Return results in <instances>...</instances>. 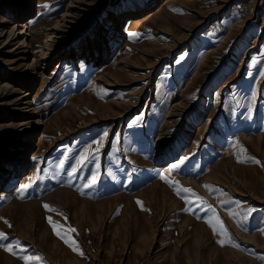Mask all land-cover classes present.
Returning <instances> with one entry per match:
<instances>
[{
  "label": "rangeland",
  "instance_id": "obj_1",
  "mask_svg": "<svg viewBox=\"0 0 264 264\" xmlns=\"http://www.w3.org/2000/svg\"><path fill=\"white\" fill-rule=\"evenodd\" d=\"M182 1L161 22L125 21L97 71L87 55L38 66L42 135L2 121L0 105L3 167L41 143L23 175L32 186L0 202V243L17 253L0 247V264H264V0ZM35 3L32 30L46 36L70 0ZM3 16L10 30L16 13ZM16 45L0 41V87L30 82L8 69ZM85 151L94 158L69 175Z\"/></svg>",
  "mask_w": 264,
  "mask_h": 264
},
{
  "label": "bare ground",
  "instance_id": "obj_2",
  "mask_svg": "<svg viewBox=\"0 0 264 264\" xmlns=\"http://www.w3.org/2000/svg\"><path fill=\"white\" fill-rule=\"evenodd\" d=\"M156 1L159 0H143L141 2L139 0H70L64 10L65 12L45 28L47 35L44 36L35 34L31 26L30 17L36 13L34 5L36 0H0V41L3 45L7 44L9 40L17 42L14 50L16 52L13 58L8 61L11 64L8 69L17 68L24 72L33 71L30 82L11 76L6 78L8 82L0 87V105H7L9 110L4 116L6 120L2 121H9L10 117L11 121L21 120L23 121L21 131L26 133L27 137L42 135L44 131L43 122L39 118V110L37 111L32 99H30L31 93L42 77V73L38 71V66L42 65L44 69H47L58 58L73 61V59L83 58L87 55L88 58L93 56L95 62L92 69L97 71L106 62L115 46H109L108 43H112V40L117 41V43L121 41L122 30H124L122 24L125 21L132 31L149 22L155 23L158 20L161 22L165 12L170 9L173 10V2L179 0H161L158 7L151 10ZM183 1L187 3L193 0ZM4 12L16 13L14 24L10 30L6 29ZM101 70L105 74L108 72L106 71L107 67ZM16 87L19 89L17 90ZM15 91L19 92V96L12 99ZM3 126L1 125L0 128L3 129ZM189 127L191 126L189 125ZM188 129L180 140L179 148L184 147L192 136L193 132L188 131ZM41 139L42 137H39V140ZM40 144L30 143L27 146L29 152L25 154L26 149L23 150L21 158L8 164V167H3L6 162L3 161L4 158L0 159L3 167L1 176H4H0V202L9 201L13 198L19 189L16 187L22 185L25 178H28L23 179V175L26 174L24 171L34 161L32 157L36 155V149ZM30 148L32 149L30 150ZM170 165L172 166V164Z\"/></svg>",
  "mask_w": 264,
  "mask_h": 264
},
{
  "label": "snow or ice",
  "instance_id": "obj_3",
  "mask_svg": "<svg viewBox=\"0 0 264 264\" xmlns=\"http://www.w3.org/2000/svg\"><path fill=\"white\" fill-rule=\"evenodd\" d=\"M95 143L99 146L101 142L99 140H97ZM97 151H99V147L97 148ZM94 156H95V154H93L92 156H89L88 152L85 151L84 155H82L80 157V159L77 161L76 166L71 169V172L69 173V175L75 176L78 171L82 170L86 166V164L89 163L92 158H94ZM185 159H187V158H185ZM181 163H183V161H181ZM257 163H258V161H257ZM61 167H63V164L61 165ZM177 167H178V165H173V168H177ZM38 178H39V173H37V179ZM161 178L164 179V177H161ZM97 180H98V177L96 175H93L92 178L87 182V186L88 187H93L96 184ZM33 182L34 181H32L30 179L29 183H26V184L21 186V191L22 192L27 191L32 186ZM182 191L191 193L190 189H182ZM192 195L195 196L194 193ZM195 198H196V200H200L201 199L199 197H195ZM137 203L141 204V206H142V203L140 201H137ZM44 207L47 210L51 211V209H50V207L48 205H44ZM5 223H7V221H5ZM49 223H52L50 218H49ZM9 227H11V225H9ZM53 227H54V230H55L56 226L53 225ZM70 231H74V230H70ZM56 234L60 235L59 232H57ZM7 239H8L7 236L4 233L0 232V242L5 241ZM61 239H63V237H61ZM65 243H67V241H65ZM219 243L221 244V246H224V241L223 240H220ZM0 247H3L6 251L11 252V254L14 255V256L17 255V253L15 251H13V247L14 246L12 244H2V243H0ZM15 247L19 248L20 246H19V244H17ZM20 250L21 251H26L25 249H22V248ZM73 250L76 251V248H73ZM81 255H82V253H81ZM20 258L24 259L26 261V264H27V262L29 260H39L40 259V257H27V256H21Z\"/></svg>",
  "mask_w": 264,
  "mask_h": 264
},
{
  "label": "crops",
  "instance_id": "obj_4",
  "mask_svg": "<svg viewBox=\"0 0 264 264\" xmlns=\"http://www.w3.org/2000/svg\"><path fill=\"white\" fill-rule=\"evenodd\" d=\"M16 200H18V199H16ZM16 200H14V201H16ZM21 201V205L22 206H25V207H27V206H29L30 205V203L28 202V201H25L23 198L20 200ZM7 203H8V201H6ZM5 204V203H4ZM20 205V206H21Z\"/></svg>",
  "mask_w": 264,
  "mask_h": 264
},
{
  "label": "built area",
  "instance_id": "obj_5",
  "mask_svg": "<svg viewBox=\"0 0 264 264\" xmlns=\"http://www.w3.org/2000/svg\"><path fill=\"white\" fill-rule=\"evenodd\" d=\"M17 187H19V186H17ZM1 189V188H0ZM0 198H1V196H0Z\"/></svg>",
  "mask_w": 264,
  "mask_h": 264
}]
</instances>
